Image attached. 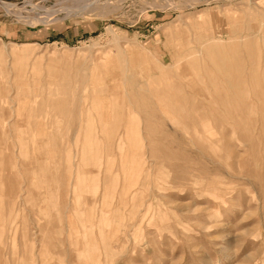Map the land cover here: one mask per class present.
<instances>
[{"label": "rangeland", "instance_id": "rangeland-1", "mask_svg": "<svg viewBox=\"0 0 264 264\" xmlns=\"http://www.w3.org/2000/svg\"><path fill=\"white\" fill-rule=\"evenodd\" d=\"M1 1L0 264H264V0Z\"/></svg>", "mask_w": 264, "mask_h": 264}, {"label": "bare ground", "instance_id": "bare-ground-1", "mask_svg": "<svg viewBox=\"0 0 264 264\" xmlns=\"http://www.w3.org/2000/svg\"><path fill=\"white\" fill-rule=\"evenodd\" d=\"M68 1V0H67ZM72 1V0H71ZM70 1V2H71ZM81 0H74V2H76V4L78 3V2H80ZM87 1H89V0H84L82 3H86ZM73 3V2H72ZM71 3V4H72ZM81 3V4H82ZM70 4V5H71ZM76 4H74V5H76ZM80 4V5H81ZM0 5L1 6H3L4 8H6V9H9V8H12V7H14V6H16L15 4H12V3H7V2H4V1H1L0 0ZM12 5H14V6H12ZM74 5H72V6H66L65 8H66V10L68 11V14H71V13H74V12H77L78 11V9L80 10L81 8H83V7H85V6H82V7H79L78 9H75V10H73V11H71V9H72V7L74 8L75 6ZM92 5H93V3H92ZM12 10V9H11ZM39 19H41L40 21H42V22H49V21H51V20H54V19H42V18H39Z\"/></svg>", "mask_w": 264, "mask_h": 264}]
</instances>
